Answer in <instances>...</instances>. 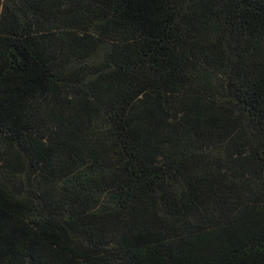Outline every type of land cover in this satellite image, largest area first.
I'll use <instances>...</instances> for the list:
<instances>
[{"label":"trees","instance_id":"obj_1","mask_svg":"<svg viewBox=\"0 0 264 264\" xmlns=\"http://www.w3.org/2000/svg\"><path fill=\"white\" fill-rule=\"evenodd\" d=\"M0 264H264V0H0Z\"/></svg>","mask_w":264,"mask_h":264}]
</instances>
